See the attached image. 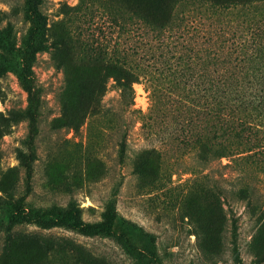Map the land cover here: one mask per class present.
I'll return each instance as SVG.
<instances>
[{
    "label": "rangeland",
    "instance_id": "obj_1",
    "mask_svg": "<svg viewBox=\"0 0 264 264\" xmlns=\"http://www.w3.org/2000/svg\"><path fill=\"white\" fill-rule=\"evenodd\" d=\"M170 1L0 0V264H140L128 222L160 264H233L234 225L264 264V0Z\"/></svg>",
    "mask_w": 264,
    "mask_h": 264
},
{
    "label": "trees",
    "instance_id": "obj_2",
    "mask_svg": "<svg viewBox=\"0 0 264 264\" xmlns=\"http://www.w3.org/2000/svg\"><path fill=\"white\" fill-rule=\"evenodd\" d=\"M178 0H171L170 2L173 4L176 3ZM234 1V0H231ZM42 0H32V12L33 14L39 16V23H42L39 12V4ZM149 18L144 17L143 21L147 22ZM172 19L171 10L163 14L160 18H156L153 20L155 24L159 25V28H162V31H165L168 27V21ZM122 45V44H121ZM119 54L128 55L132 53L130 46H121L117 47ZM124 55V56H125ZM29 68L25 67V72L21 75L26 80L29 75ZM121 83V90L123 95L127 93L133 92V87L131 81L128 79L120 80ZM219 109V108H218ZM216 109V110H218ZM240 130L245 131L248 130L250 133L264 134V128L260 124H256L252 121L249 122H242ZM15 210L20 217L24 218L28 221H36V222H43V223H66L86 234H114V224L116 222L117 216L114 208H111L108 212L107 218L105 221L101 223H91L84 221L76 208L71 207L69 209L64 210H33V211H26L21 206V201H17L15 204ZM121 237L124 239L128 249L130 252L136 256L140 264H160L158 261V257L154 248V235L146 232L143 228L139 225L134 223H127L126 224V231L120 233ZM232 253H233V264H245L240 248L238 245L237 237H236V225H234L233 234H232Z\"/></svg>",
    "mask_w": 264,
    "mask_h": 264
}]
</instances>
